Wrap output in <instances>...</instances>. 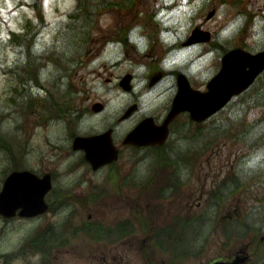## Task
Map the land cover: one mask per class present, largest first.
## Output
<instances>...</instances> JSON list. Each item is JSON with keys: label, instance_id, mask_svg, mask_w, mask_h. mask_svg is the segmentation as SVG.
Listing matches in <instances>:
<instances>
[{"label": "rangeland", "instance_id": "rangeland-1", "mask_svg": "<svg viewBox=\"0 0 264 264\" xmlns=\"http://www.w3.org/2000/svg\"><path fill=\"white\" fill-rule=\"evenodd\" d=\"M39 1V7L36 8L30 4L33 0H0V110L4 112V119L0 126L3 133H8L7 136L10 138L9 141L7 140L9 148L12 146L10 150L5 149L3 152L0 151V172L7 171L12 167L9 165L8 157L9 154L16 152L17 156L23 158L22 169L29 168L40 174H45L48 171L62 172V175L68 177L70 174L68 170L78 162L80 155L79 153H73L71 150V140L68 137V133H66L67 130L74 129L73 126L75 124L77 129L88 131L89 128L109 127V125L114 123L122 108L126 105V101L130 98L122 90L118 81L127 71H135L139 78L143 74L142 72H144V67L140 71L137 70L138 68L134 70L133 64L143 63H138L139 59H141L149 65L151 57L148 54H150L151 50H153L155 57L159 59L160 65L163 57L170 54L169 62L165 64L166 69H187L185 65L188 59L197 56L198 59L195 62H198L194 64V69L189 71V75L193 81V85L195 83L194 88L204 89V82L201 80L197 81L196 74L201 77H205L207 74L208 76L214 74L218 69L217 62L219 56L217 54H208L200 58L198 54L202 48L201 46L196 47L194 51L180 47L182 40L185 41L197 25H205L206 29L212 33L218 32L221 29L225 40L228 37L233 38L232 44L234 47H245L248 44L252 46L258 45L257 42L264 38V0H206V2L203 0H133L131 4L126 6L121 5L108 8L100 14L98 20L94 23L91 39L89 38V42H85V46L82 48L83 55L79 60L80 64H76L74 70L71 72L72 74L70 73V77L66 80V82L69 81L72 84L71 88L75 92H73L75 97L72 98L73 101L70 104H62V101L60 103L64 109L63 113L71 110L72 114L71 112L68 113L69 118L65 122L59 121L48 124L42 122L37 116H43L47 113L56 116L62 112H50L44 103H38L35 106L37 108L34 109L35 111L32 110L21 114L19 111L16 113L11 108V105L6 106L9 98L7 95L14 88L16 82L14 77L6 72L7 68L12 66L18 58L17 47L10 43L12 35L20 33L23 27L28 29V23L37 14L41 15L44 11L45 20H47L50 29L44 30L40 34L39 43L36 46L37 50H44L56 41L57 34L61 31V25L67 22V16L76 8L75 0ZM203 3L204 6L201 7ZM214 10L217 12L216 16L211 21L205 20L209 12ZM121 31L124 33L133 32L130 38L133 40V45L136 46V49L132 46L128 48L132 55L129 65L123 63L126 52L123 44L115 40L107 43ZM150 35L153 37L154 44L148 49ZM76 46V43L68 44V41H66L62 49L75 50ZM173 46L178 47L177 49L180 50L174 53ZM204 70L205 73H202ZM134 82L135 89L133 92H136L137 95L138 93H143L145 90L141 84V78L137 79V83L136 81ZM42 85H45L51 91V85L45 79H43ZM260 85H264V80L261 81ZM36 92H38L39 101L46 100L44 97H47V95L42 90H36ZM158 93H160L159 90L150 94L149 98L153 101L152 106L147 107L143 102L142 113L151 112L155 108ZM170 94L165 95L164 98ZM262 98L264 99V96ZM97 101H101L107 107L105 111L98 114L90 110L92 104ZM87 108H89L91 117L86 122L80 123L81 117L79 118V115ZM237 110H239L237 114L231 112L230 115H233L239 121H246V124L249 126L256 123L258 124L257 128L263 130L264 104L262 106H253L251 104L246 114H240V111H243L241 107ZM229 111L224 113L226 114L225 116L229 115ZM221 117L223 116H219V118ZM186 121L187 119L179 120V124L175 128H185L183 125L186 124ZM253 134L256 135L254 139L258 138L259 141L261 140L254 154L256 155L254 160L260 152L261 156L257 159L264 162V149H261L264 147V134L261 130L253 132ZM197 139L200 140L201 136ZM234 142L236 140L233 137L231 143ZM171 146L173 148L176 147V135L172 140ZM239 147L241 155H245L242 153L245 151L249 153L253 152V147L244 140L240 142ZM231 150L232 147L229 146V151ZM125 154L127 157H123L121 163H126L127 169H138L139 174L140 169L147 168L146 165L151 162L150 159L152 158V156L146 154V151L137 153L133 159L128 157L130 151L125 152ZM143 157L147 158L141 160ZM255 163L259 164V162ZM86 169L85 166L81 167L78 173L87 174L88 171ZM226 169L225 172L227 171ZM145 171L146 169L143 170V173ZM228 171L230 172L231 169H228ZM187 176L188 174H184V178L187 179ZM259 178L263 177L256 176L252 180L243 179L245 182L241 189L239 188L234 193V195L244 197L245 191L252 192L255 190L252 195L258 192L255 198L247 203L246 210V212H251L256 208L255 221L261 219L259 216L264 217V180L260 182ZM196 182L197 179L190 182L189 185L191 186ZM199 183L195 187L194 192L196 190L200 191ZM1 186L2 182H0V189ZM231 191L230 188L229 193ZM126 194L133 197V194H130L129 191ZM181 194L189 197L193 194V190L189 192L184 190ZM104 199H99L98 205L91 208L90 213L93 212L100 220H113L129 216L128 206H123L121 200L117 199V202L114 201L113 211H110V208L104 205ZM108 200L110 199L107 198ZM174 205H171L169 211H171L172 215H177L181 208L175 205L174 211ZM226 210L220 213L217 218L208 220L209 222L207 221L209 230L205 233H196L194 229L197 226L187 230L186 234H184L183 246L179 248L178 244L175 243L173 245L174 248L177 251L189 250L193 246L191 239H195L194 243L200 245L202 244V240L208 238L207 242L209 241L210 248L212 251H215L218 248V244L215 242L218 239V235H216L215 231H219L220 229L215 230L213 226L217 224V220L224 217L223 214L228 213ZM192 212L197 213L195 210ZM83 214L84 216H76L79 217V224L88 217V214ZM64 217H66L65 213L58 214L56 217L49 214L46 219L42 217H36L35 219L15 218L13 220L0 218V264H43L41 261L43 259L42 255L37 254L34 250L33 252L29 250V246H40L41 239H37L38 234H35L39 228L50 222L59 223ZM42 237L44 236L42 235ZM67 249L70 252L60 257L59 252L56 253L53 264H90V261L86 259V256H89L90 253L89 242L87 240L81 239L80 241L71 242ZM133 259L141 264L142 258L140 260L138 258ZM185 259L188 260L184 264H189V258ZM194 259L197 261L198 259H203V261L192 262L190 264H203L206 257L203 253H200Z\"/></svg>", "mask_w": 264, "mask_h": 264}, {"label": "flooded vegetation", "instance_id": "flooded-vegetation-1", "mask_svg": "<svg viewBox=\"0 0 264 264\" xmlns=\"http://www.w3.org/2000/svg\"><path fill=\"white\" fill-rule=\"evenodd\" d=\"M198 26L206 29L203 24ZM211 34H213V37L209 42L196 44L189 48L183 47L182 44L183 48L191 50L201 46L202 48L198 54L200 58L208 54H217L219 56L217 62L218 69L214 74L211 76L207 74L205 77L196 74L197 81L201 80L204 82V90H206L208 83L213 77L217 75L220 69L221 57L224 55L225 45L223 44L221 29L215 33L211 32ZM149 37L148 49L154 44L152 35ZM131 44L132 41L130 38L129 42L127 41L125 45L126 52L123 63L126 65H129L131 61L130 58L132 57L131 51L128 49ZM132 47L136 49L135 45H132ZM173 48L175 50L174 53L180 50L177 49L178 47L176 46H173ZM185 52L187 53V51ZM148 55L151 57L149 65L144 63L141 59H139L138 63H143L136 65L138 69L144 67V72H142L143 74L140 75L139 78L135 71H129L133 80L141 78V84L145 91L141 94L138 93V95L136 92H133V90H131L130 93H126L130 98L126 101V105L122 108V111L114 123L109 125V127L89 128L88 131L77 129L75 124L73 128H76V130H67L66 132L71 140V150L73 149L74 138L77 137V135L88 137L110 133L111 137L114 139V144L119 149L120 161L95 171L88 165L87 160H85V153L83 151H77V154L79 153L80 155V159L68 170V172H70L68 177L62 175V172L48 171L52 174L53 180V188L48 192L46 199L49 206V213L53 212L55 216L65 213L66 216L62 221H59L56 226L57 231L55 233L57 242L51 243L49 228H44V238L46 239L45 247L47 250L46 255L49 264H52L53 260L56 258L57 252H59V257L68 254L70 251L67 248L71 242L80 241L81 239L89 242L90 253L89 256H86V259L90 261V264H139V262L135 261L133 258H138L139 260L142 258L141 264H184L185 261L188 260L185 258H190V263L203 261V259H198V261L194 259L196 256L194 251L189 253L190 255L185 254V252L177 251L173 245L183 240L187 228L193 223H200L202 224V231L207 230L204 224L205 221H203L204 215H201L200 218L192 219V212H188L187 217L185 216L186 223L183 228H179L178 230L177 223L173 219L174 216L169 211L171 205L174 204L173 200L169 198L166 200V203L146 200L144 203L142 197L138 191H136L140 182L139 170L136 168L127 169V164L121 163V158L127 157L125 152L130 151L128 157L131 159H133L138 152L137 147L125 144L127 136L138 124L145 119H150L158 125L166 121L174 104V98L179 93V75L181 73L185 74L191 86L193 88L195 86V83L193 85V81L190 79L189 71L193 70L194 64L198 62H195L198 59L197 56L188 59L185 65L187 69H166L165 64L169 62L170 54L163 57L161 65L159 59L155 57L153 50H151ZM134 65L135 64H133V67ZM202 73H205V70ZM157 90H159L160 93H158L155 108L151 112L142 113L144 103L147 107L152 106L153 101H151L149 97L150 94ZM168 94L170 95L164 98V96ZM134 105L137 106V109L131 113V116L129 118H122L124 113ZM227 111L226 106L214 117L225 116L226 114L224 113ZM89 113V108L80 113V123L86 122L87 119L91 117ZM186 119H192L188 112L176 116L169 126L170 135L177 131L179 132L181 128H175L178 125V121ZM198 128L199 127H197V130ZM229 146L230 144L225 142L223 154H228L225 156L226 162H224V160L220 163L219 161L213 162L210 159L207 162H203L201 159L197 165L196 177L198 181H200L203 189H200V191H193V194L189 197H178V199H176V202H180L184 210H191L195 207L199 209L202 205L203 197H208L211 194L216 195V193L220 191L219 184L214 182L213 176L219 171L223 172L227 166L232 165L231 169L233 168V172H231V177L234 176V181H236V179L239 181L243 173L246 172L241 168L235 170V165H233L234 161L232 159L234 154L232 150L229 151ZM72 151L76 153V151ZM8 159L9 165L12 167L7 170L8 173L4 171L6 174H10L15 170H22L21 156L9 155ZM119 165L121 166L119 167ZM84 166L87 168L86 170L88 173H78V170ZM186 173H188L187 170H182L179 178L182 179ZM45 174L40 175L43 176ZM180 183L183 185V189L186 192L194 189L189 185L190 180L185 182L183 180V182L180 181ZM204 187H211L212 189L206 190ZM127 191L133 194V197L126 194ZM254 191H245L244 197H239L233 193L234 196H232L234 199L229 205L231 210L227 213V216L232 214V219L237 221V223L232 226V235H230L229 239L224 241V243L219 242V240L224 238L222 235H219L217 243L218 248L215 251H212L209 241L207 242L208 238H205L202 247L197 252V255L200 253L205 255L206 260L203 264H213L215 261L227 262L229 264H264V217L259 216L261 219L259 221L254 220V222L249 221L251 220L249 217H241L242 213L248 214L246 212L247 203L258 194V192H255V195H252ZM164 195L167 196L168 194ZM101 198H105L103 203L110 208V211H113V202H117V199L121 200L123 206H128L129 216L113 220L102 219L101 221L93 212H89L88 222L82 221V223L79 224L78 218L80 214L83 215V213L86 212V208L91 210V208L97 206ZM107 198L110 200L107 201ZM164 207L166 208L165 210ZM252 211L256 213V208ZM239 213H241L240 219ZM47 214L43 216L45 219L47 218ZM241 219L244 220L245 223H242ZM218 228L220 229L218 232L221 233L225 226L214 227V229ZM81 235L83 237H81Z\"/></svg>", "mask_w": 264, "mask_h": 264}, {"label": "water", "instance_id": "water-1", "mask_svg": "<svg viewBox=\"0 0 264 264\" xmlns=\"http://www.w3.org/2000/svg\"><path fill=\"white\" fill-rule=\"evenodd\" d=\"M211 13L209 17H212ZM208 33L195 30L193 36L185 44H193L208 40ZM223 69L217 78L210 84L211 92L206 94L191 90L185 79L180 81V94L174 100V107L169 118L179 113V110H189L194 118L203 120L229 101V98L246 89L264 70V51L257 55L246 53L241 49L230 51L223 60ZM130 78L122 81L127 90ZM194 95V107L190 106L188 96ZM188 99V101H187ZM103 105L97 103L95 111H99ZM129 116V113H127ZM168 121L163 127H157L152 123H142L128 136L126 142L142 146L143 144L163 143L168 135ZM105 139V140H104ZM74 148L84 149L86 159L90 160L95 169L117 160L118 152L112 140L106 135L98 137H77ZM49 178L40 179L36 174L29 171L14 172L10 175L0 193V214L10 218L21 210L20 215L34 217L47 211L45 193L50 188Z\"/></svg>", "mask_w": 264, "mask_h": 264}, {"label": "trees", "instance_id": "trees-1", "mask_svg": "<svg viewBox=\"0 0 264 264\" xmlns=\"http://www.w3.org/2000/svg\"><path fill=\"white\" fill-rule=\"evenodd\" d=\"M77 1V7L78 11L70 17L71 21L73 20L72 24H70L68 27L70 30H73L74 32H68L67 35H70L69 38L71 40H67L68 44L73 43V41L77 42L79 44V48H82L80 45L81 42L85 40H80L78 33H81L83 30H85L86 33V24H88L92 21L93 23L99 18V14L104 11V9H108L115 6H121V5H127L131 4L133 0H76ZM84 25L82 26L80 25ZM11 45H14L17 47V54H19V57L17 61L10 67L7 68V73L10 76H13L16 80L14 88L10 90L9 95H7L9 98L7 100V104L11 105L12 109L17 113H26L28 111H32L34 109H37L35 106L40 104H45L50 112H61L63 111V107L61 106V101H65L64 98H67V100H70V94L68 92V87L66 84L67 78L70 77L71 71H68L70 69V66H73L76 61H78L77 56L79 55V50H75L72 52H68V50L60 51L59 48H52L51 52H48V54L42 55V53H39L35 50V40L34 38L26 39L23 36H15L11 40ZM78 54V55H77ZM77 55V56H76ZM81 56V53L80 55ZM78 56V57H79ZM44 58V59H43ZM54 64V69H52V72L50 74H53L54 79L52 82V86L54 85L55 88H53L52 92L47 91L46 95L47 97H44L45 101H39L38 92L36 90H44L46 92L47 87L45 85H42L43 83V76L45 73V66L46 61ZM53 68V66H52ZM72 74V73H71ZM56 89V91H55ZM63 90V91H62ZM35 93H34V92ZM7 106V107H8ZM35 111V110H34ZM65 113H60V115ZM43 115V114H41ZM59 115V117H60ZM39 118H45L48 121H51V119H58L56 116H53L52 114H45L43 116H37ZM4 119V112L0 110V124L3 122ZM36 119V118H35ZM7 135L2 132V128L0 126V151H5L9 149V145L7 142ZM12 149V147H10ZM166 156H163L162 161H164ZM194 156L191 154H187L180 158V160L177 163L172 164H181L184 162H190V160ZM37 234V233H36ZM39 235V233H38ZM42 246V244H40ZM40 246H29V250L33 252L41 250L42 247Z\"/></svg>", "mask_w": 264, "mask_h": 264}]
</instances>
